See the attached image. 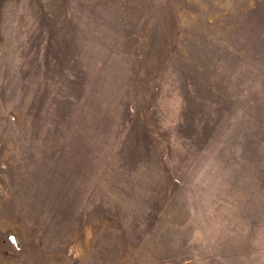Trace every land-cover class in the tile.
<instances>
[{
  "label": "rangeland",
  "instance_id": "374dc122",
  "mask_svg": "<svg viewBox=\"0 0 264 264\" xmlns=\"http://www.w3.org/2000/svg\"><path fill=\"white\" fill-rule=\"evenodd\" d=\"M0 264H264V0H0Z\"/></svg>",
  "mask_w": 264,
  "mask_h": 264
}]
</instances>
